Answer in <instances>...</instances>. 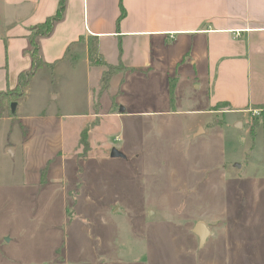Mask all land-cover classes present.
<instances>
[{"label":"rangeland","instance_id":"rangeland-1","mask_svg":"<svg viewBox=\"0 0 264 264\" xmlns=\"http://www.w3.org/2000/svg\"><path fill=\"white\" fill-rule=\"evenodd\" d=\"M83 46L16 100L10 140L27 131L35 143L24 188L20 157L0 159V264H264V117L201 114L207 91L190 82L172 106L176 75L140 77L93 50L89 72ZM198 221L210 228L202 244Z\"/></svg>","mask_w":264,"mask_h":264},{"label":"crops","instance_id":"crops-1","mask_svg":"<svg viewBox=\"0 0 264 264\" xmlns=\"http://www.w3.org/2000/svg\"><path fill=\"white\" fill-rule=\"evenodd\" d=\"M58 3L0 0V92L12 90L18 74L31 67L26 53L28 34L32 27L55 15ZM64 4L62 19L51 33L39 38L43 59L55 66L39 69L27 89L44 69L54 80L61 67L76 65V58L69 59L68 47L71 51L85 41L82 60L89 72L94 65L89 53L93 50L100 63L122 64L140 77L178 76L171 77L172 106L178 93H184L183 82L207 91L200 98L198 110L204 115L218 113L219 105L235 113L264 105V0H65ZM49 94L54 99L59 97L54 90ZM75 115L61 116L73 119ZM13 116L9 107L0 113V123L9 127L0 136V159L11 163L15 156L20 157L22 175L17 184L24 188L28 180L25 168L30 161V152L26 156L25 150L29 151L33 135L28 136L26 131L18 138L19 144L11 142ZM76 117L82 121L89 114ZM17 118L22 125V117ZM64 122L60 123L57 147L64 142ZM202 128L203 132L207 129ZM47 154H37L45 159L42 164Z\"/></svg>","mask_w":264,"mask_h":264},{"label":"trees","instance_id":"trees-1","mask_svg":"<svg viewBox=\"0 0 264 264\" xmlns=\"http://www.w3.org/2000/svg\"><path fill=\"white\" fill-rule=\"evenodd\" d=\"M65 0H59V7L57 12L54 16L48 17L45 19V21L40 22V24H37L36 26L31 28L30 33L28 34L29 37V46L26 48V53L29 54L30 60H31V67L27 69L26 71H22L18 74L17 77V85L12 90H7L4 92H0V106L2 102H6L7 106L9 107L10 103L13 102V100H18L20 97H22L25 93V90L27 89V86L32 81V78L34 77L35 73L42 69V67H46L49 69H53L55 66L54 63H48L46 62L43 57L39 46V38L41 36H46L53 30L54 25L57 21L61 20L63 17V13L65 10ZM124 14L123 10L121 11V16ZM68 50L70 51L69 47ZM106 74V73H105ZM102 76L101 85L104 84L105 88H107L108 83L106 80L109 79L110 74ZM173 87L174 84L171 83L170 85V91L171 94H173ZM261 109L260 115L264 117V105H261L259 107ZM1 113V111H0ZM87 127H85V130ZM84 131L81 133L80 138L82 141H84Z\"/></svg>","mask_w":264,"mask_h":264},{"label":"water","instance_id":"water-1","mask_svg":"<svg viewBox=\"0 0 264 264\" xmlns=\"http://www.w3.org/2000/svg\"><path fill=\"white\" fill-rule=\"evenodd\" d=\"M16 100H13V102L10 103V111L11 113H15V109H16ZM120 110H123L122 107H120ZM111 157L113 158H117V157H125V154L122 153L121 151L119 152L117 149L112 148L110 150ZM193 232L197 235L198 237V241L200 242V244L204 243L206 237L209 235L210 233V228L208 226H206V224L203 221H198V223H196L194 225L193 228Z\"/></svg>","mask_w":264,"mask_h":264},{"label":"built area","instance_id":"built-area-1","mask_svg":"<svg viewBox=\"0 0 264 264\" xmlns=\"http://www.w3.org/2000/svg\"><path fill=\"white\" fill-rule=\"evenodd\" d=\"M249 112H251V114H252L253 116H255V115H259L260 112H261V110H260V109H255V110H250Z\"/></svg>","mask_w":264,"mask_h":264}]
</instances>
